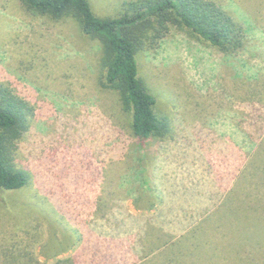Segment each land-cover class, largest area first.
Returning <instances> with one entry per match:
<instances>
[{
  "label": "rangeland",
  "instance_id": "obj_1",
  "mask_svg": "<svg viewBox=\"0 0 264 264\" xmlns=\"http://www.w3.org/2000/svg\"><path fill=\"white\" fill-rule=\"evenodd\" d=\"M124 1L91 0L100 17ZM217 1L255 37L232 56L173 27L141 52L171 125L141 147L131 113L97 85L99 46L73 20L0 0V86L31 108L13 151L29 184L0 191V264H73L100 242L110 250L88 248L83 264H264V10Z\"/></svg>",
  "mask_w": 264,
  "mask_h": 264
},
{
  "label": "trees",
  "instance_id": "obj_2",
  "mask_svg": "<svg viewBox=\"0 0 264 264\" xmlns=\"http://www.w3.org/2000/svg\"><path fill=\"white\" fill-rule=\"evenodd\" d=\"M23 1L29 8L55 20H73L80 31L99 46L97 85L102 92L115 95L124 113H131V130L141 147L151 140L163 138L171 128L168 119L157 115V97L149 91L140 75L138 56L141 52L152 48L173 27L189 30L218 51L232 56L239 54L255 37L254 29L246 19L237 20L235 14L217 0H126L120 14L106 17L96 14L91 0ZM241 1L247 8L264 10V0ZM262 113L258 110L251 116L258 120ZM30 114L28 102L0 86V191H16L29 184L30 177L17 168L13 151L16 141L31 128ZM192 195L186 190L182 193L184 200ZM161 215H164L163 210L155 214ZM163 222L170 223L165 218ZM134 225L127 230L129 238L123 239L122 245L135 235ZM141 228H145L143 224ZM113 234L115 239L122 236L120 230ZM80 237L85 240L83 231ZM101 244L96 247L82 245L72 263L83 264L80 259L88 248H95L103 259V254L110 249H102ZM104 259L107 261L108 257ZM93 260H84L89 261L84 264H91Z\"/></svg>",
  "mask_w": 264,
  "mask_h": 264
}]
</instances>
